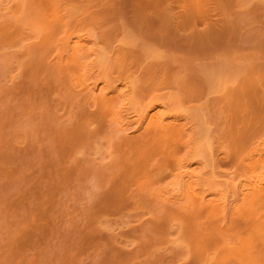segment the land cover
Returning <instances> with one entry per match:
<instances>
[{"label":"rangeland","instance_id":"1","mask_svg":"<svg viewBox=\"0 0 264 264\" xmlns=\"http://www.w3.org/2000/svg\"><path fill=\"white\" fill-rule=\"evenodd\" d=\"M47 1L50 8H47L46 0H25L28 23L33 24L37 15H42L46 21L37 33L31 29L19 31L14 27L11 19L14 3L0 0V264H171L173 261L177 263L172 264H194V258L190 260L193 255H184L187 251L182 247V253H185L180 255L181 248L165 245L170 238L164 235L167 231L162 233V228H167H164V221H160L163 224L160 227L159 221H155L157 216L154 218L153 213V216L148 214L147 207L143 212L145 215L142 213L145 207H139L142 211L132 209L134 195L138 198L154 196L166 201L161 187L166 182L164 176L170 166L158 174L155 169H159L161 162H153L148 176L129 188L124 206L116 209L104 206L102 209L107 207V210L101 211L104 204L99 205L104 203L102 200L109 201L111 186L124 171L120 166L125 163L127 166L128 162L125 156L126 162L122 164L123 155L118 149H115L117 152L113 148L114 153L109 150L114 157L109 155L102 137L93 143L96 150L91 146L95 134L110 132L120 126L119 102L108 110L104 121L91 126V133L100 130L88 140L74 139L78 137L75 132L76 137L70 134L76 140L73 142L68 138L73 142L70 149H77L81 144L83 148L78 147L81 150L77 155L75 150L72 151L76 159L68 160L71 150L68 151L69 146L63 143L60 146L59 134L70 129L66 132L69 135L73 123L84 115L87 106L81 101L77 103L75 98L82 96L101 73L93 64L89 65V73L85 72V64L94 58L90 44L82 56L69 62L67 76L63 67L58 66L64 62L60 40L70 31L92 33L96 45L109 54L107 71L116 78L128 75L129 80L133 81L130 77L136 78V98L141 103L157 98L173 107L181 105L187 117L178 116L182 138L173 148L178 157L191 147V112L197 111L200 105L201 115L207 114V118H199L209 120L210 125L206 119L205 122L212 126L210 130L216 135L214 146L226 145L232 149L229 131L233 125L235 130L246 129L245 136H255L253 141L264 129L263 1ZM189 5L195 6V10L189 9ZM6 6L12 8L9 10ZM234 58L237 61L233 65L237 67L231 66L235 70H228L233 73V80L226 86L221 85L223 82L211 84L209 74L212 68ZM124 82L120 81V90H123ZM135 127L130 123L126 128L132 131ZM238 135L236 143L237 140L243 142L242 136L237 139ZM91 138L94 140L90 143ZM81 142L90 144L84 146ZM227 144L231 146L227 147ZM100 145H104L105 155L109 157L101 155L104 149ZM64 151H68L67 157ZM63 156L66 157L64 162L70 161L71 165L63 162ZM220 167L224 171L223 164ZM124 207H131L133 211L128 208L129 212H118ZM100 212L109 216L104 218L102 214L101 218ZM214 217L220 219L221 214ZM154 221L153 227L156 230L159 226V231L161 228L163 238L157 235L159 231L155 234L150 230ZM162 240H165L164 244ZM173 241L169 244L175 245ZM178 255L191 256H188L189 261L188 257L185 259V263L182 257V261L178 259ZM128 257L131 260L127 261Z\"/></svg>","mask_w":264,"mask_h":264},{"label":"bare ground","instance_id":"2","mask_svg":"<svg viewBox=\"0 0 264 264\" xmlns=\"http://www.w3.org/2000/svg\"><path fill=\"white\" fill-rule=\"evenodd\" d=\"M11 1L14 3L12 4L14 5V10L13 12H11L13 13L11 19L14 27H16L19 31H22L24 29H31L34 32H40V28L46 23V21L42 18V15H37V20H35L33 24H29L28 18L25 16V12L27 11L25 0ZM261 1H263L264 3V0ZM46 6L47 8H50L51 6L47 0ZM11 8L12 6H6V9L10 10ZM195 8V6L189 5V9L195 10ZM185 14L187 15V13ZM91 34L92 33L86 31L85 34H81L77 31H70L69 33H66L64 35L66 37L60 40V49L61 53H63L61 58L64 62L63 64L58 66L63 67L66 75L69 76V71L67 69L68 67H70L69 62L74 58L82 56V54L86 52V48H88V45L92 44L90 53L94 56V58L90 63L88 61L85 64V72L89 73V65L93 64V67L98 69V71L101 73L100 78L92 81L91 87L87 89L84 94H81L82 96H80L79 98H75V100H77V103L81 101L84 105H86L87 110L84 112V115L82 114L83 116L80 115L78 119L73 123L74 125H72V127L76 130L74 131L71 128V132L68 133L70 135L75 132V135L78 137H76L73 133L72 136L76 137H73L74 139L79 138V140L86 141L87 138H90L89 136H94L93 134H95L96 131H99L100 129H95L96 131H93L91 133L93 129H91V126L93 125L92 127H95L94 123L104 121L108 114V110L115 103H120L118 110L121 118V120L119 121L120 126L112 128L110 132L103 131L101 133L95 134V138L93 137L95 140L92 138L90 139V143L92 140L94 141H92V146L89 145V147L91 146L94 148L95 144L93 145V143H96L95 141L97 138L102 137L104 145L106 144L105 147L108 149V151L110 150L111 152H113V148L114 150L118 149L121 155H123L124 161H122V164L126 162V159H124L126 158L125 156H127L128 162L127 166H125L127 163L120 166L123 167V172L121 171L122 169L118 167L119 170L121 169V172H119L122 173V175L119 174L117 176L118 179L116 180L118 183L115 184V181L113 184L114 186H111L112 192L110 193L112 194V196L109 198V201L102 200L104 201V203L101 202V204L99 205L101 206L102 204H104L103 206H101V211H105V209L107 210V207L102 209L104 206H113L115 207V209L124 206V202L128 200L126 198L128 197L127 193L129 192V188L132 185H135L141 178H145L146 176H148L149 168L153 166V162H161V166L159 167V169H155L158 174H160L162 170L168 169L170 166L169 172H167V175L164 176V179L167 178L165 180L166 182L161 187V191L164 195H166V201L163 200L162 202L154 196L147 197L143 195L138 198L134 195L133 197H135V199L133 200V206L136 208L132 206V209L138 210V208L141 206L145 207L143 208V211L141 210V208H139V210H141L143 213L147 211L146 209L148 208V214L153 213L154 218L155 215L157 216L155 218V221H159V223L161 220L164 221L166 225L164 226V228H167H162L163 231L160 228V231H162V233H164V231H167L164 235L168 237L167 239L170 238L169 241L172 242L175 239L173 241L175 245L172 243V246L171 243L169 244V241H167V244L165 245H168L169 248H176L178 246L177 249L182 247L183 250L185 249V251L187 252L186 254H184L185 251H183L184 253H182L181 248L179 254L181 253L187 255V253H191L193 256H188H191L190 258L192 259L190 260H193L194 258V264H264V129L262 134H256V138H258L256 141H253L252 138H255V136L253 137L251 134V136L248 134L247 136L244 135L248 133L247 131H245L246 129L244 131L243 128L242 131L240 128H238L239 130H235V126L233 125L232 127L231 125L232 128L230 130L233 132L229 131V133H231L232 135L229 137L233 141V144L231 143L232 141H230L232 149L228 147L231 146L230 144H227L228 148L225 147L226 145L217 148V146H214L217 139L215 137L216 135L213 133V131L210 130L212 126L209 127L211 123L206 119L207 114H205L204 116L201 115L202 107L200 105V107L198 108L201 109H198L199 111L197 110L198 113L197 111L191 112V117L193 119V126L191 127V136L189 139L191 147L189 148L188 152L178 157V154H176V152H174L173 150V148L177 146L178 142L182 138V130L178 124V116L183 114L187 117L186 111L183 110V107L181 105L173 107L169 105L167 101H161L157 98L151 99L146 103H141V100L137 99L138 95H136V92L138 90L136 88L137 83H134L136 78L130 77V79L133 78L132 81L128 79L129 75L125 77L121 76L118 78L111 75L109 71H107V67L109 65V56H107L108 53L106 50L105 52L104 49H101L98 45H96V40ZM234 59L235 60H229L225 62L226 64L224 62H221L222 64L219 62L220 65L218 63L217 66L212 68L209 74V80L211 84L223 82V84L221 85L224 86L226 83L228 84L229 81L233 80V73H228V70L229 68H232L231 66H234V61H237V58ZM42 62H44V59H42ZM235 67L237 66H234V68ZM233 70L235 69L232 68L231 71ZM234 73L236 74V71ZM230 74L232 75V79L229 76ZM110 75L113 77H111ZM122 80H124L125 82L123 84V90H120V81ZM213 86L214 85H211V87ZM199 116H201L202 118L206 117V122L210 124L208 125L205 122V119L203 120L201 117V121H199ZM79 119H81V121ZM130 123H134L136 125V127L132 131H128V129L126 128ZM239 123L240 122H238V124ZM76 124L77 127H75ZM238 126L241 127V125ZM238 126L236 125V127ZM68 131L65 130L64 132L59 134L60 139L58 140L60 146H62V143L67 147L69 146L68 151L71 150L69 152V157L71 158H68V160L70 159V161H73L74 159H76L74 158V156H76L77 153L83 148L81 144L83 142L80 143L81 145H78V147H80L81 149L78 147L77 149H74L75 151L70 149V145L72 146V143L76 142V140H74L71 135L69 136L66 134V132ZM127 131L130 133H128ZM235 131L236 133L238 131V134L242 136L241 140H243V142L241 140V142L237 140L236 143V135L238 134L235 135ZM256 131L258 132V130ZM63 133H65L68 137H66V135H62ZM211 133L213 135H211ZM239 135L237 139H240ZM211 136L215 137V140L212 139L213 137ZM243 136L246 137L245 139L247 141L243 139ZM68 138H71L73 142ZM247 138L250 140H248ZM69 141L70 143H72L70 144ZM234 142L236 144H234ZM66 143H68L69 145ZM76 144L74 143V145ZM88 144L83 143L84 146H88ZM104 145H102L103 147L100 145L102 150H105H103L104 153L101 152V148H99L101 151H98L99 153H103L101 155H105L106 153ZM120 149H122L121 151L125 150L126 152H124L123 154ZM216 149H218V151ZM118 150L115 151L118 152ZM68 151H64L65 153L63 152V154H66V157L68 156ZM72 151H74L76 155L75 153H73L74 155H72ZM108 151L107 153H110L111 156L115 152L114 151L113 153H111L110 151ZM108 154H106L105 156H107ZM65 156H63V162L66 160ZM70 161L66 162L70 163ZM69 163H67V165H64H66L67 167ZM74 163L75 162H73V164ZM195 164H197V166H195ZM222 164L225 168L224 171L220 170V166ZM197 167H199V169ZM117 171L113 173L116 174ZM120 175L121 177H119ZM139 199L141 200V202L138 201ZM137 203L140 205H138ZM220 206L221 208H219ZM124 208L126 210L120 208L123 210H118V212L128 211V208L131 209V207ZM132 209L131 211H133ZM105 213L100 212L101 218H103L102 214L104 216ZM143 214L145 215V213ZM218 214H221L220 219L214 217ZM155 221L153 222L154 224L152 223L153 225H150L152 226V229L150 230H154L156 232L155 234H157V231H159L157 229L159 228V226L162 227L161 225L163 224H158L159 226H157V229L155 230ZM174 227L176 228L177 232H175ZM171 228L175 232L172 237L171 233L173 231L171 230ZM170 230L171 232H168ZM160 231L159 234H157L159 238L161 236ZM168 233H170V237ZM164 235H162L161 237L163 238ZM179 239H181V242L179 241ZM164 241L162 242L163 244L165 243ZM179 242L180 244L178 245L177 243ZM163 246L164 245H162L161 247ZM188 256L184 257L183 255H178V259H181L182 257V259H184L186 263L185 259ZM128 259L131 260V258L128 257L127 261H129ZM175 259L176 257H174V260ZM182 259L180 261H182ZM188 259L189 257L187 258V260Z\"/></svg>","mask_w":264,"mask_h":264}]
</instances>
